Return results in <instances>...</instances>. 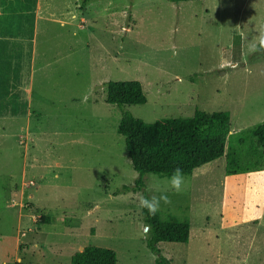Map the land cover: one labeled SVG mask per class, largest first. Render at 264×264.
<instances>
[{
    "label": "rangeland",
    "instance_id": "374dc122",
    "mask_svg": "<svg viewBox=\"0 0 264 264\" xmlns=\"http://www.w3.org/2000/svg\"><path fill=\"white\" fill-rule=\"evenodd\" d=\"M8 2L0 20L13 19ZM40 5L31 110L41 119L0 122V264H67L88 246L114 251L117 264H154L141 192L113 196L137 178L116 132L121 113L104 101V85L117 81L141 84L146 103L124 110L147 124L227 112L226 151L249 169L227 176L223 155L184 176L179 192L145 175L147 197L169 196L160 220L189 225L187 244L160 243V255L170 264H264V150L251 135L264 124V0Z\"/></svg>",
    "mask_w": 264,
    "mask_h": 264
},
{
    "label": "trees",
    "instance_id": "16d2710c",
    "mask_svg": "<svg viewBox=\"0 0 264 264\" xmlns=\"http://www.w3.org/2000/svg\"><path fill=\"white\" fill-rule=\"evenodd\" d=\"M190 1L202 0H169L174 4ZM260 51L264 62V50ZM104 87L105 103L115 106L121 113L116 132L124 138L132 169L137 174L133 188L124 186L115 191L113 196L140 191L141 195L147 197L144 191L145 175L154 174L169 178L176 168H180L183 176H191L195 170L223 155L227 176L249 172V169L239 165V153L236 149L226 151L229 134L227 112L207 115L195 109L189 118L158 119L147 124L124 110L126 106H141L146 103L145 94L138 81L108 82ZM251 135L255 146L263 151L264 124L257 126ZM141 214L144 224L152 226L145 242L150 252L157 256L154 264H170L160 255L157 245L187 244L189 225L174 219L162 221L158 213L149 216L147 209H141ZM43 222L48 223V219ZM67 264H117V256L110 249L88 246L72 254Z\"/></svg>",
    "mask_w": 264,
    "mask_h": 264
},
{
    "label": "crops",
    "instance_id": "0c3cea01",
    "mask_svg": "<svg viewBox=\"0 0 264 264\" xmlns=\"http://www.w3.org/2000/svg\"><path fill=\"white\" fill-rule=\"evenodd\" d=\"M7 2L8 0H0V8H3ZM13 2V19L0 20V122L24 123L28 126L32 119H41L40 115L38 118L37 113L31 110V83L37 54L41 5L40 0L33 2L13 0ZM60 17H65V14ZM70 17L73 18V15ZM60 24L64 23L60 22ZM1 84L6 86L3 87ZM8 85L12 86L8 87ZM26 131L28 132L29 128L22 132L25 134ZM21 262L22 259L18 258L17 263Z\"/></svg>",
    "mask_w": 264,
    "mask_h": 264
},
{
    "label": "clouds",
    "instance_id": "9594fccd",
    "mask_svg": "<svg viewBox=\"0 0 264 264\" xmlns=\"http://www.w3.org/2000/svg\"><path fill=\"white\" fill-rule=\"evenodd\" d=\"M259 50H264V35L259 37ZM168 185L173 192H179L182 189L184 183V176L180 168H176L170 177L168 178ZM170 203L169 196L167 194L153 195L151 197H146L141 195L139 199V206L141 209H147L149 216H154L160 209L161 204ZM152 230L151 224H144L142 227V232L145 237Z\"/></svg>",
    "mask_w": 264,
    "mask_h": 264
}]
</instances>
